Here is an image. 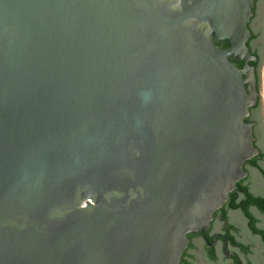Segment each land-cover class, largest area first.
I'll return each instance as SVG.
<instances>
[{"label": "water", "instance_id": "1", "mask_svg": "<svg viewBox=\"0 0 264 264\" xmlns=\"http://www.w3.org/2000/svg\"><path fill=\"white\" fill-rule=\"evenodd\" d=\"M263 60L264 0H0V264H264Z\"/></svg>", "mask_w": 264, "mask_h": 264}, {"label": "rangeland", "instance_id": "2", "mask_svg": "<svg viewBox=\"0 0 264 264\" xmlns=\"http://www.w3.org/2000/svg\"><path fill=\"white\" fill-rule=\"evenodd\" d=\"M262 66L260 69V78H259V93H260V98H261V103H262V109H263V96L261 95L262 91L264 90V60L262 62ZM263 120H264V109H263Z\"/></svg>", "mask_w": 264, "mask_h": 264}, {"label": "trees", "instance_id": "3", "mask_svg": "<svg viewBox=\"0 0 264 264\" xmlns=\"http://www.w3.org/2000/svg\"><path fill=\"white\" fill-rule=\"evenodd\" d=\"M216 46H218L219 48H225V45L222 43V44H216ZM238 67H242V63L240 62H236L235 63ZM251 65H254V62L250 63ZM259 98H260V94H259ZM260 104H261V109H262V103H261V98H260ZM263 111V109H262ZM261 111V116H262V122H263V126H264V120H263V112Z\"/></svg>", "mask_w": 264, "mask_h": 264}, {"label": "crops", "instance_id": "4", "mask_svg": "<svg viewBox=\"0 0 264 264\" xmlns=\"http://www.w3.org/2000/svg\"><path fill=\"white\" fill-rule=\"evenodd\" d=\"M261 95L263 96V102H264V90L262 91ZM263 109H264V103H263Z\"/></svg>", "mask_w": 264, "mask_h": 264}, {"label": "flooded vegetation", "instance_id": "5", "mask_svg": "<svg viewBox=\"0 0 264 264\" xmlns=\"http://www.w3.org/2000/svg\"><path fill=\"white\" fill-rule=\"evenodd\" d=\"M222 44V43H221ZM224 44V43H223Z\"/></svg>", "mask_w": 264, "mask_h": 264}]
</instances>
